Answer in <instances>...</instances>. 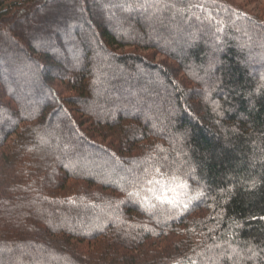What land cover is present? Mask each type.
<instances>
[{
    "label": "trees",
    "instance_id": "trees-1",
    "mask_svg": "<svg viewBox=\"0 0 264 264\" xmlns=\"http://www.w3.org/2000/svg\"><path fill=\"white\" fill-rule=\"evenodd\" d=\"M0 264H264V18L0 0Z\"/></svg>",
    "mask_w": 264,
    "mask_h": 264
},
{
    "label": "rangeland",
    "instance_id": "rangeland-1",
    "mask_svg": "<svg viewBox=\"0 0 264 264\" xmlns=\"http://www.w3.org/2000/svg\"><path fill=\"white\" fill-rule=\"evenodd\" d=\"M230 1H232V2H234L236 4H238V5H240L245 10L249 11L252 14H257L260 17L264 18V0H230ZM170 28L171 27L169 26V29ZM162 42L165 43V41H162ZM56 53H57L58 56L63 55L62 53H58V52H56ZM16 72H19L20 75H23L24 74L19 69ZM91 107H92V109L95 110L98 106H91ZM99 107H101V106H99ZM168 113L169 112H167L166 114H168ZM139 116L142 117V118H148V115L147 114H142V115H139ZM131 165H134V164L131 163Z\"/></svg>",
    "mask_w": 264,
    "mask_h": 264
}]
</instances>
